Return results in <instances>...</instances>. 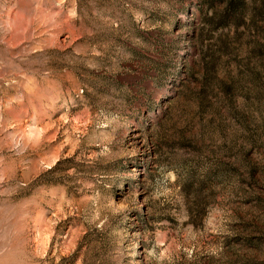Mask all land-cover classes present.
<instances>
[{
  "label": "rangeland",
  "instance_id": "obj_1",
  "mask_svg": "<svg viewBox=\"0 0 264 264\" xmlns=\"http://www.w3.org/2000/svg\"><path fill=\"white\" fill-rule=\"evenodd\" d=\"M0 264H264V0H0Z\"/></svg>",
  "mask_w": 264,
  "mask_h": 264
}]
</instances>
